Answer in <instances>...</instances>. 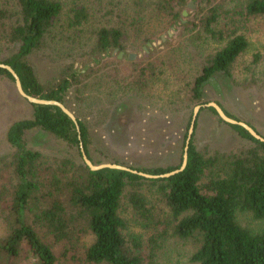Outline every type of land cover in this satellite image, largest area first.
Masks as SVG:
<instances>
[{
	"label": "trees",
	"instance_id": "16d2710c",
	"mask_svg": "<svg viewBox=\"0 0 264 264\" xmlns=\"http://www.w3.org/2000/svg\"><path fill=\"white\" fill-rule=\"evenodd\" d=\"M189 1L198 7L203 2L132 0L129 26L142 22L151 13L166 18L168 27L177 25L185 29L190 24L194 28L195 23L190 19L180 21ZM69 11L72 14L68 12L67 26L72 30L83 24L86 12L74 8ZM62 14L60 0H6L0 5V43L11 46L12 53L0 59V63L15 70L27 94L55 99L67 106L65 98L69 92H80L82 83L101 64L107 63L115 48L124 51L128 24L123 21L97 29L84 59L67 62L57 79L45 86L36 74L31 56L50 42L57 43L53 31ZM232 15H264V0H246L242 9L232 11ZM200 21L204 32L210 36L219 34L223 42L193 77L189 94L196 102L200 101L203 85L214 74L233 76V64L248 45L244 34L236 28L216 32V8H211ZM75 35L62 39L74 42ZM148 41L151 38L144 37L141 43L145 45ZM60 46H63L61 42ZM82 55L83 52L77 54ZM75 62L81 65H74ZM0 77L14 84L6 69L0 68ZM28 104L32 108L29 116L8 126L5 137L13 151L8 158L0 160L1 166L9 168L12 175L8 187L0 185L5 223L4 235L0 237V264H55L56 258L46 239L49 235L56 242L67 244L65 253H75L81 237L90 236L91 241L83 246L82 252L87 263L162 264L157 260L155 249L146 250L137 234L129 232L128 221L121 213L124 198L136 216L145 221L143 227L154 224L153 229L157 230V225L163 224L162 231L170 227L174 236L193 239L198 245L189 257L192 264H264V226L254 232L236 219L237 210L247 211L255 219H264V142L252 137L246 129L225 122L247 144L235 151H217L210 155L196 148L193 131L184 169L170 177L147 179L113 168L90 170L82 160L74 122L58 106ZM207 108L222 122L213 107ZM73 113L86 154L92 160L88 126ZM34 128L75 148L77 158H48L28 148L25 134ZM180 163L181 158L173 166L141 170L161 174L178 168ZM144 187L154 190L163 200L166 209L162 219L146 206L148 196L143 194Z\"/></svg>",
	"mask_w": 264,
	"mask_h": 264
},
{
	"label": "rangeland",
	"instance_id": "374dc122",
	"mask_svg": "<svg viewBox=\"0 0 264 264\" xmlns=\"http://www.w3.org/2000/svg\"><path fill=\"white\" fill-rule=\"evenodd\" d=\"M5 1L0 0V5ZM60 1L63 14L53 31L57 43L50 42L31 56L36 74L45 86L57 79L67 62L84 59V52L92 46L97 29L116 26L123 21L128 24L124 51L113 50L107 63L101 64L96 73L82 83L81 91H71L65 98L66 107L88 126V148L95 164L114 162L137 170L176 165L182 156L193 108L207 102L219 103L232 118L246 122L264 135V15H232V11L242 9L246 0H203L200 7L192 1L193 7H184L187 15H182L180 21L184 23L190 19L195 25L192 28L189 24L185 29L177 25L168 27L166 18L151 13H147L142 22L129 26L132 0ZM73 8L83 9L86 18L81 26L71 30L67 26V16L68 12L72 14L69 10ZM211 8H216L218 15L214 25L216 32L236 28L244 34L248 45L233 64V76L214 74L203 85L200 101L196 102L189 94L193 77L209 54L223 42L222 36H210L201 25L200 18ZM61 32L64 35L60 36ZM72 35H75L74 42L62 39ZM144 37L151 41L142 44ZM79 52H83L81 57L77 56ZM11 53V46L0 43V59ZM129 54H134V58H128ZM74 65L81 64L75 62ZM31 111L14 84L0 77V160L8 158L13 151L5 137L8 126L29 116ZM196 119L194 145L205 155L235 151L247 144L207 107L199 110ZM25 140L28 148L48 158H77L75 148L40 129L26 131ZM0 168V185L6 188L12 175L1 162ZM142 191L148 196L146 206L162 219L166 206L160 195L147 187ZM2 209L0 203V237L5 232ZM121 213L128 221L129 232L137 234L146 250L155 249L160 263L192 264L189 257L198 245L193 239L174 236L170 227L162 231L163 224H158L157 230L153 229L154 224L143 227L145 221L136 216L125 198ZM236 219L254 232L264 226V219H255L247 211L237 210ZM46 239L56 258L55 264H92L85 262L82 255L83 246L91 241L90 236L81 237L75 253H65L67 244L56 242L50 235Z\"/></svg>",
	"mask_w": 264,
	"mask_h": 264
},
{
	"label": "water",
	"instance_id": "95a60500",
	"mask_svg": "<svg viewBox=\"0 0 264 264\" xmlns=\"http://www.w3.org/2000/svg\"><path fill=\"white\" fill-rule=\"evenodd\" d=\"M187 6L189 8H192L193 2L189 1L187 3ZM182 15L183 16L187 15L186 9H184L182 11ZM121 55H122V52H120L119 58L121 57ZM128 58L133 59L134 54H129ZM0 68L6 69L12 75L13 80H14V87H15L17 93L19 94V96H21L23 99H25L28 103L58 106L74 122V124L76 126V130L78 132L79 150L81 153L82 160L85 163V165L90 170H93V171L103 169V168H113V169L129 171V172L138 174V175H140L144 178H147V179L166 178V177H170L171 175H174L177 172H180L186 166L188 147H189V143H190L193 131H194L197 113L199 112V110L202 107H213L214 110L216 111L217 115L219 116V118L222 121H224L228 124L239 125V126L243 127L244 129H246L252 137H254L255 139H257L261 142H264V137L259 132H257L252 126H250L249 124H247L244 121L237 120V119H234V118L228 116L218 103L207 102L204 104H198L193 108L192 116H191V119L189 122V127H188L187 132H186V137H185V142H184V147H183V153H182V157H181V163H180V166L178 168L173 169L169 172L161 173V174H151V173H148V172H145L142 170L132 169L128 166H124V165L114 163V162H103V163L95 164L86 154L83 143L81 141L80 128H79L78 121H77L75 114L69 108H67L62 102H60L58 100L38 98V97L27 94L22 88L21 81H20L18 74L15 72V70L10 65L5 64V63H0Z\"/></svg>",
	"mask_w": 264,
	"mask_h": 264
},
{
	"label": "flooded vegetation",
	"instance_id": "af4514ba",
	"mask_svg": "<svg viewBox=\"0 0 264 264\" xmlns=\"http://www.w3.org/2000/svg\"><path fill=\"white\" fill-rule=\"evenodd\" d=\"M117 48L114 49V51H116Z\"/></svg>",
	"mask_w": 264,
	"mask_h": 264
}]
</instances>
